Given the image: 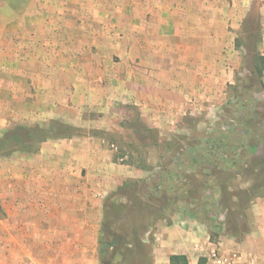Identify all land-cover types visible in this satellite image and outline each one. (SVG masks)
Returning a JSON list of instances; mask_svg holds the SVG:
<instances>
[{"label":"crops","instance_id":"1","mask_svg":"<svg viewBox=\"0 0 264 264\" xmlns=\"http://www.w3.org/2000/svg\"><path fill=\"white\" fill-rule=\"evenodd\" d=\"M248 33L264 55V0H0V135L17 118L89 129L101 117L91 114L104 123L128 106L180 117L234 82L223 66L238 64L237 39L244 48ZM249 151L260 159L258 147ZM109 157L87 133L46 141L19 169L0 170V264H127L128 254L99 244L116 187ZM216 220L160 224L139 254L129 251L131 263L145 264L146 252V264L173 255L206 264L212 231L222 258L264 264V193L240 208L234 229Z\"/></svg>","mask_w":264,"mask_h":264},{"label":"rangeland","instance_id":"2","mask_svg":"<svg viewBox=\"0 0 264 264\" xmlns=\"http://www.w3.org/2000/svg\"><path fill=\"white\" fill-rule=\"evenodd\" d=\"M250 22L255 29L256 19ZM248 34L244 48L239 49L241 42L237 39L238 64L223 66L234 82L218 83L217 98L193 100L180 117L159 114L157 119L129 106L108 115L104 123L105 115L91 114L101 117L97 120L100 123L89 129L60 120L30 123L13 119L0 135V141L5 142L0 147V170H8L11 165L19 169V157L35 154L46 141L87 133L100 138L110 154L108 177L116 186L105 199L103 221L108 216L111 231L119 235H134L131 231L136 225L147 227L131 237V247L118 251V255L128 254L121 256L129 260L127 264L134 261V253L129 250L136 254L141 251L135 238L153 240L160 224L177 217L198 218L205 224H213L218 218L217 223H231L234 229L240 208L264 193V85L254 70L255 54H263L258 33ZM99 124L104 127L98 128ZM18 127L27 129L21 131V142L5 139ZM253 147L255 151L259 148L260 159L250 157ZM154 184L161 186L160 192L152 190ZM211 234L210 239L217 241ZM145 256L142 259L146 264V252ZM106 262L117 264L110 258Z\"/></svg>","mask_w":264,"mask_h":264},{"label":"trees","instance_id":"3","mask_svg":"<svg viewBox=\"0 0 264 264\" xmlns=\"http://www.w3.org/2000/svg\"><path fill=\"white\" fill-rule=\"evenodd\" d=\"M254 70H255V73L257 74L258 78L262 79L264 76V55H261L258 53L255 54V56H254ZM26 130L27 129H25L23 127H20V128L18 127L15 131L7 133L8 135L5 137V139L14 140L16 142H21V140L23 139L21 131L25 132ZM3 140L0 141V147H4L5 142ZM152 186L153 187H151V188L155 193L160 192L161 186L159 184H156V185L154 184ZM247 202H249V201H247ZM106 209L109 210V207L107 206ZM107 210H106V213H107ZM107 217L108 216L105 217V220L103 221V224L101 227V237H100V242H99L101 249H105V248L107 249L108 248V249L114 250L115 252H118V251H120V249L123 246L132 245V243L130 242L132 239L131 237H136L137 233H139L141 228H143V230L147 228V227L143 226V224H141V225H136L135 228L133 226L131 234H134V235L128 236L126 234H120V235L115 234L114 232L111 231L113 226L110 223H112V222H109V218H107ZM3 218H5V212L0 205V219H3ZM140 239L141 238H135L137 243L141 242ZM129 251H131V250H129ZM170 264H189V261L185 255H173L170 257ZM200 264H203V263L200 261Z\"/></svg>","mask_w":264,"mask_h":264},{"label":"built area","instance_id":"4","mask_svg":"<svg viewBox=\"0 0 264 264\" xmlns=\"http://www.w3.org/2000/svg\"><path fill=\"white\" fill-rule=\"evenodd\" d=\"M210 241L208 242L207 254L204 255V257L207 258L206 264H256L253 261L242 263L241 255L237 252L233 253L230 259L222 258L220 243L212 242V240Z\"/></svg>","mask_w":264,"mask_h":264}]
</instances>
